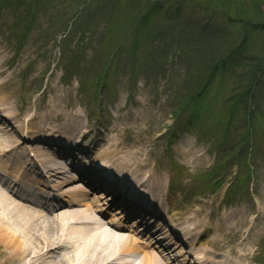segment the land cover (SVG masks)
Here are the masks:
<instances>
[{
  "label": "rangeland",
  "instance_id": "obj_1",
  "mask_svg": "<svg viewBox=\"0 0 264 264\" xmlns=\"http://www.w3.org/2000/svg\"><path fill=\"white\" fill-rule=\"evenodd\" d=\"M83 1L0 6L6 108L20 119L42 114L41 124L59 115L62 132L71 119L79 120L78 129L90 125L85 111L100 113L96 153L113 142L106 151L137 154L134 171L153 169L163 194L176 200L174 212H196L198 219L188 223L214 237L202 239L199 250L211 246L241 264H264V3L250 14L236 2L252 10V0H110L104 7L91 2L73 19ZM144 17L146 28L138 25ZM16 18L28 26L27 35L22 26L11 29ZM105 70L104 89L90 103L87 88ZM72 71L80 72L67 77ZM231 181L244 186L231 189L235 200L224 207L220 200ZM211 184L216 192H209Z\"/></svg>",
  "mask_w": 264,
  "mask_h": 264
},
{
  "label": "bare ground",
  "instance_id": "obj_2",
  "mask_svg": "<svg viewBox=\"0 0 264 264\" xmlns=\"http://www.w3.org/2000/svg\"><path fill=\"white\" fill-rule=\"evenodd\" d=\"M1 75L2 72L0 71ZM2 85L0 84V90ZM4 104V107H7L8 104L4 97L0 95V105ZM2 111L8 120H15L17 123L16 128H10V130L12 129L13 133L21 131L23 136V133H25V137H23L22 141L19 140L18 143H15L14 141H17L18 138L10 134L11 131H7L6 137L0 136V149L5 153L4 157L0 159V170L6 175H12L14 179H17L18 176L22 178L23 171L29 169L28 165L33 164L35 161L28 157L26 158L25 155H28L25 154L26 145L40 140L39 138H42L40 136L44 133L57 135L59 129H55L56 126L52 124H41L42 120H45L42 114L36 117L27 116L26 119H19L17 114L9 115L11 111H8V113L4 109ZM73 122L74 120L69 124L63 125L66 126L64 134L72 135L77 131ZM85 135L88 136L87 131L83 133L84 137ZM66 138L68 137H63V139ZM85 139H90V137H85ZM67 141L69 140L67 139ZM44 142L46 143V141ZM3 143L5 144L4 146L2 145ZM113 144V142H109L106 147ZM105 148L100 151L99 155L105 166L118 172L135 173L133 168L137 167V165H133V163L138 159L136 157L137 154L122 149H119L120 151L118 150L117 154V152L106 151ZM12 153H15L13 160L17 161L15 167L7 163L9 155ZM35 159L39 161L42 159L43 163L49 166L51 175L60 173L56 160L52 156L37 150ZM27 162L29 163L27 164ZM51 167H55V170ZM13 169L15 171H12ZM143 169H148V176L141 177L138 181H142L141 185L148 190V194H155L158 197L163 196V185L160 183V178L153 175V169L148 167ZM95 170L103 172L98 168ZM38 173L40 174L39 171ZM103 174H101V177L105 178L106 174L105 176ZM42 189L40 188V190ZM125 189L126 184H123L122 190ZM79 193L80 190L72 189L67 194V197L64 196L63 200L66 204L63 209H59L60 211L56 213H50L32 207L20 196L14 197L8 187L1 185L0 264H180L179 259L186 258L187 255L193 253L196 249L190 247L186 252L182 251L184 252L182 256L180 253L176 256L175 254L172 255L173 252H170V247L167 245H163L165 246V251H162L159 255L151 250L142 248L134 233L130 231H128L130 232L128 234L122 232L125 229L120 223H114L112 220L102 217L103 207H99L96 202L87 201ZM150 197L154 196L150 195ZM172 215H175V213L171 212ZM197 218L198 214L195 212L189 217H176L174 219H179L178 223H180L181 219L193 222ZM170 223L172 225L175 222L170 220ZM178 223L176 222L175 226ZM185 223L180 230L189 241L193 238L196 231L190 229L189 226H192V224ZM198 229L203 232L205 227L199 224ZM164 230L163 226L157 225L154 228V231H156V234H154L157 235ZM157 237L159 239L155 243L162 244V238L160 236ZM150 239L152 242L153 237ZM213 254V252L204 251L197 253V257H195L199 261L204 262L210 259L211 264H218V262L220 264H235L234 260L226 252L223 258L217 255L212 258ZM191 264L196 263L193 262Z\"/></svg>",
  "mask_w": 264,
  "mask_h": 264
},
{
  "label": "trees",
  "instance_id": "obj_3",
  "mask_svg": "<svg viewBox=\"0 0 264 264\" xmlns=\"http://www.w3.org/2000/svg\"><path fill=\"white\" fill-rule=\"evenodd\" d=\"M1 1V0H0ZM252 10H249L247 7H246V4H244V3H242V4H238L237 2H236V6H239V7H243V10L244 11H247V12H249L250 14H254V12H255V10H254V8H257L258 7V5H260V4H263L264 3V0H252ZM258 3V4H257ZM203 7H206L207 8V5H204L203 4ZM254 11V12H253ZM243 16V15H242ZM241 16V17H242ZM240 17V18H241ZM145 18V17H144ZM143 18V19H144ZM236 19H239V17H235L234 16V20H236ZM142 22H147V21H144V20H142ZM244 37V36H243ZM239 47H241V43L239 44V46L237 47V48H234L233 49V51H232V54H235V49H238ZM217 49V48H216ZM217 51H218V49H217ZM215 53V52H214ZM218 53H219V51H218ZM231 54V55H232ZM212 55H214L213 53H212ZM219 55V54H218ZM217 57V56H216ZM219 58V57H218ZM211 61V60H210ZM218 62H223L221 59H219V61ZM222 64V63H221ZM219 66V63H217L216 65H214L213 66V68H212V70L214 69V68H216V67H218ZM261 67H263V64L261 65H259L258 66V68H260V70H261ZM263 71V69L261 70V72ZM210 75L211 74H208V77H210Z\"/></svg>",
  "mask_w": 264,
  "mask_h": 264
}]
</instances>
